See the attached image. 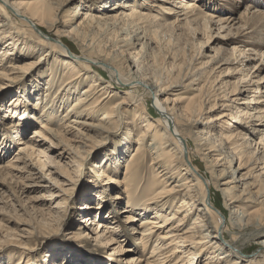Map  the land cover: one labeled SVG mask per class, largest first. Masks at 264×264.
Here are the masks:
<instances>
[{"label":"bare ground","instance_id":"1","mask_svg":"<svg viewBox=\"0 0 264 264\" xmlns=\"http://www.w3.org/2000/svg\"><path fill=\"white\" fill-rule=\"evenodd\" d=\"M67 3L64 2L63 5ZM54 4V0L28 2L0 0V9L7 14V18L17 17L21 25L27 26L25 28L30 35L24 38L34 37L38 46L49 47L56 59V63L48 68L50 79L45 98L42 100L37 97L33 105L35 112L37 110L41 112L38 111L39 117L28 113L27 109L20 110L21 104L29 101L24 96L15 97L12 104L7 107L9 114L5 116L17 119V126L10 125L14 130L16 129L17 136L23 134V121L27 116L37 119L40 126L34 129L29 139L25 141L20 139L18 152L5 165L0 164V171L4 170L3 173L6 172L5 174L15 180L23 192L27 193L41 184L40 179L43 176L40 175V171L38 172V164H41L46 171L51 172L53 169L56 177L49 176L51 185L46 186L51 205L47 209H42L41 213L49 218H58L56 209L66 202L65 191L70 187L68 185L75 182L72 175L74 173L76 176L79 167L84 163L81 161L84 158L83 154L88 151L81 149L88 147V142L92 147L97 138L105 139L110 132L113 134L112 131L116 129L120 116L127 112L125 106H122L123 110L121 109V105L128 102L122 99L114 107L109 106L97 125L87 120L96 117V113L99 112L97 107L110 96V93L104 98L102 96L105 92L108 93L109 87L114 86L113 83L119 86L131 85L126 95L127 100L129 98L132 102H138L129 114L132 126L138 132L137 145L125 161L121 173V159H124L126 151L132 148L130 140L132 127L128 125L127 132L119 144L108 150L109 153L104 155L102 165L94 166L91 172L99 177L98 182L122 184L123 189L113 199H119V194L123 193L126 197L125 208L121 212L126 214L124 221L140 222L130 228L132 236L124 232L117 220L119 218L114 214L117 212L116 209L110 208L111 204L113 206L115 204H104L103 194L99 190L101 187L91 193L98 198L97 206L86 202L82 208L83 213L88 214L81 219V224L94 225L95 228H88L94 234L93 239L112 249L109 264H119L121 258L117 259L116 256L127 254H132L127 264H194L195 258L198 262L204 256L203 264H242L243 262L258 264L257 254L246 257L244 248L239 247L236 242L240 230L249 227H251L249 232L251 236L264 237V77L258 76L252 81L249 80L252 75L247 74L246 78L235 83L230 79L221 78L217 84L208 87L207 84L212 81L211 75H214L219 67H215V64L209 65V69L205 72L195 68L190 82L199 81L200 84L204 80V84L197 88L199 91L197 96L188 98L187 102L182 104L169 96L164 97L177 83L170 84L162 76L154 74L147 65L150 63L159 66L158 61L162 58L154 50L166 41V32L169 29L176 27L180 30L189 26L197 30L200 29L199 21L204 18L206 22L203 28L208 34L211 24L218 25L219 30L225 27L230 29L239 23L244 27L243 29L247 27L242 38L239 34V38L227 40L226 37L229 35L226 34L224 36L226 40L221 41L222 45L232 42L231 56L240 52L241 57H244L238 60L232 58L233 56L230 58L229 55H224L220 59L223 64L232 65L240 62L243 69L248 65L245 61L251 59V53L248 52L255 51L253 46L257 43H264V34L257 33L255 35L257 43L249 46L248 49H239L237 44L251 41V35L255 30L254 26L249 25V20L263 17L264 11L247 5V9L237 18L238 21H235L234 15L219 17L204 14V10L196 5L195 0H80V4L71 11L72 14H67V20L61 22L54 17L56 16ZM98 4H101V7L96 6ZM84 5L87 10L82 8ZM10 22L6 23L2 20V15L0 16V78L20 82L28 69L42 62L44 55L36 62L20 64L13 61L11 55H18V52L16 53L18 49L20 55L25 58L28 57V50L36 49L37 45L32 48L30 42L23 39L19 48L17 44L19 38L15 40L14 35L11 38V30L18 28ZM233 22L235 23L232 24ZM60 23L69 29L61 31L57 28ZM42 24L43 27L49 26L47 27L49 34L40 27ZM106 28H110L111 31L110 37H105L107 39L104 42L108 47L102 45L103 40L96 38L97 35H104L107 32ZM63 33L74 39L75 45L80 48V53L72 51L70 45L63 39ZM9 39L14 41L6 45ZM4 45L5 49L2 48ZM147 48L149 52L143 55V51ZM257 54L260 53L257 51ZM176 58L174 56L173 59ZM4 59L8 61L3 63ZM212 59L213 62L210 60L208 64L216 61L215 56ZM57 62L61 64L60 73L56 67ZM97 64H101L100 67L109 73L110 84L104 85L102 74L93 70ZM203 75L206 78L201 80ZM84 79L89 81L83 91L75 96L65 115H58L52 89L64 87L65 90L68 87L63 99L67 96L69 100L71 91H76ZM133 91H136V96ZM240 93H246L242 101L237 97ZM152 96L153 106L160 115L158 119L153 118V121L150 118L151 113L148 111L146 99ZM140 120L141 124L138 123ZM78 139L86 141H77ZM192 146H195L199 160L191 156ZM90 152L91 150L87 157L90 156ZM148 153L153 157L154 176L149 181H143L142 164ZM202 165H205L208 174L215 172L219 183L223 185L222 195L231 213L228 217L213 204L211 198L208 199L210 181L201 174ZM176 200L179 201V205L175 208L173 205ZM56 202L57 205L52 206ZM107 208H110V211L104 215L102 211ZM93 210L97 211L94 214L95 218L91 214ZM100 218L103 220H99ZM190 219L192 222L189 224ZM81 226L78 231L67 235L72 245L77 246V240L84 239ZM228 231H232L230 234L232 239L226 241L225 233ZM24 233L22 238H28L31 234L25 228ZM85 236L91 235L85 232ZM128 237L129 240H135L137 249H125L123 243ZM21 241L22 239L14 242L26 245ZM154 242H156L155 246L152 245ZM259 243L264 247V238ZM150 248L151 253L146 257ZM33 249L35 248L25 246L17 264H42L38 259L24 258V255ZM55 251L56 248L50 250L47 261ZM67 257L68 254L62 258L55 257L57 260L55 264H71L72 258Z\"/></svg>","mask_w":264,"mask_h":264},{"label":"rangeland","instance_id":"2","mask_svg":"<svg viewBox=\"0 0 264 264\" xmlns=\"http://www.w3.org/2000/svg\"><path fill=\"white\" fill-rule=\"evenodd\" d=\"M20 1L28 2L32 0H20ZM54 2H55L54 6H55V15H56L54 17L57 20L60 19L61 22L66 21L68 17L67 14H72L71 11L74 8H76L78 4H80V0H70V1L54 0ZM64 2L65 3L68 2L67 5H63ZM195 3L198 7L202 9V11L204 10L203 11L204 14L207 15L212 14L214 16H219V17L234 15V17L236 18L235 21H238L237 18L241 15L243 11L247 9L246 8L247 5H250L252 7L255 6V9H260L264 11V0H195ZM96 6L101 7V4H98ZM82 8L87 10V7L85 5ZM2 12L3 11L0 12V16L2 15V20H4L6 23L12 21L10 23L12 25H16V28H18V30L15 29L11 30L12 32L11 38L13 35L14 37H16L15 40L19 38V41L17 43L19 45V48L23 39L24 41L26 40L30 42L29 44L32 45V48L37 45L36 49L33 48L30 51L28 50L29 52L27 55L28 57L25 58H23L20 55L19 52L20 49H18L16 51V53L18 52V55H11L12 60L17 61V63L21 64L23 62L24 63L36 62L37 60H39V57L42 55H44L43 56L44 59L46 57V60L43 59L41 63H38L39 64L37 65L38 67L35 66L32 67L31 69H28L29 71H26L24 77L21 79L20 82L14 81L13 79L0 78V164L2 165L3 163V165H5L18 152L20 147L19 145L20 139H24V141L26 139H29L33 135L34 129L40 126L37 119L27 116V119L25 120L27 122L23 121L24 123L23 124L24 131H22L23 134L21 136H17L16 129L14 130V128L10 126L12 124L16 125L17 119L10 118L9 116H5L9 114L7 107L9 106L10 103L12 104V102L14 101L13 99H15V97L24 96V98L29 99V101H26L23 104H21L20 110L22 111L24 109H27L28 113L30 114L33 113L34 116L39 117L41 112L39 110L35 112V110H33L34 108L33 105L36 103L37 97H40L42 98V100H44L46 95V88L48 86V81L50 79L48 75L49 74L48 68L53 66L54 63H56V59H55V55L51 54L49 47L38 46V43L36 42L34 37H31L32 39L24 38L26 35H30V33L27 32L26 30L27 28H25L27 26L21 25L22 23L21 21L16 19L17 17H13L12 19H9L7 18L8 17L7 14L5 12L3 13ZM3 18H5L6 20ZM205 22H206L205 19L202 18V20L199 21V23H201L202 26L200 24V29L197 30H194L192 27L190 28L189 26H185L180 30H177L176 27H172L166 32V41H163L162 44L158 46L157 50H154L157 52V54L160 55V58H162L164 62L160 59V61H158V63H160L159 64L160 67L157 66V64L153 66L150 63L149 65H147V67L153 70L152 72L154 74H157L160 77L162 76V78L167 80V82L169 81L170 84L173 82L176 85L177 83L176 86L174 85L175 86L173 87L174 89L170 90V92L164 97L169 96L171 99H174L177 102L183 104L187 102L186 100H188V98L190 97L193 98L194 96H197V94H199L197 88H199V86L204 84L203 79H205L206 77L205 75L201 77V80L203 81H201L200 84L199 81H197L198 83L190 82L192 80L194 69L199 68L198 70L200 71L202 70L203 72H205L206 69H209L208 66L213 64H215V67L217 68L219 67V68L217 69V72H215L214 75H211L212 78L210 80L212 81L209 82L211 84L209 83L207 84L208 87L217 84L218 80H220L221 78L230 79L231 82L235 83L238 82V80H241L242 78H246L245 75L247 74L252 75L251 76L252 78L251 77L249 78V80L252 79V81L254 80V78L258 76L264 77V55H263L264 43H257L255 36L257 33L259 35L264 34V16L249 20V25L254 26L253 28L255 30V32L252 33L251 35V41H248V43L245 44L242 43L237 44L239 49L243 50L244 48L248 49L249 46L251 47L253 44L257 43L256 46H253L255 48V51L248 52V54L251 53L250 54L251 59L250 60L247 59V61H245L248 65L245 66L243 69H241L242 65H240V62L233 63L232 65L223 64V61L220 59H222L224 55L226 56L229 55L230 58L233 56L232 58L234 59L238 58V60H241V58L244 59V57H241L240 52H237L231 56L232 48H233L232 42L227 43L226 45H222L221 41L226 40L224 38L226 34L229 35L226 37L228 38L227 40L239 38V34H240V38H242L244 31L246 30L247 27L243 29L244 27H241V24L239 23L233 27H230V29H227L225 27L223 28L225 29L223 31V29L219 30L218 25L210 23L211 24V27L209 29L210 33L208 34V32H205V29L203 28ZM234 23L235 22H233L232 24ZM40 27L44 30L45 33L48 34L50 33L49 28H47L49 26L44 25L43 27L42 24L40 25ZM57 28H59L61 31L69 29V28H65L63 23L62 25L60 23L57 26ZM109 29L110 28H106L107 32H105L104 35L96 36V38H99V40H103L102 45L104 44L105 47H108V44L104 42L108 37H110L109 34L111 31H109ZM16 31H18L19 35H17L18 33ZM65 34L66 33L62 34L63 39L67 41V43L72 48V51L73 52L75 51L76 53H80V48L77 45H75L76 43L74 42V39L72 37L65 36ZM13 41H14L13 39L12 40L9 39L5 44L7 45L9 42H13ZM3 47H5V45L2 46V48ZM219 47H221L220 50L218 49ZM178 48L180 50H178ZM224 49L227 51H224ZM147 51L149 52L148 48L147 50L143 51V55H146ZM257 51L260 54H257ZM178 52H180V54ZM252 52L254 53L252 54ZM174 56L175 58L176 57L177 58L173 59ZM179 56H181L182 58H179ZM213 56H215L216 61H214V63L208 64L210 60L213 62L214 60L212 59ZM183 59H185L184 62ZM140 60H142V58ZM7 61L8 59H4L3 63ZM178 65L179 66L181 65L182 67H179ZM60 66L61 64L57 62L56 67L59 71L58 73H60ZM96 66L97 67L94 68L93 70H95V72L99 71L102 74L104 85H107L108 83L110 84L109 81L111 79L109 73L106 72L104 69H102V67H100L102 66L101 64H97ZM169 66L173 69L169 68ZM154 68L157 69L154 70ZM157 70L159 73L157 72ZM220 71H223V73H220ZM228 73H231L230 76H225ZM176 74L180 76L177 77ZM215 76H218L220 78L216 77L218 78L216 79ZM88 81L89 79H84L83 81H81L80 83L81 85L79 86V88L76 89V91L74 92L71 91L69 100L67 96L64 97L65 99H63V96L65 92L68 90V87L65 90L63 89L64 87L60 89L59 87H57V90H55L56 87L52 89V92L54 93L53 96L55 98L54 102L55 105H57L56 109L58 110L57 111L58 115L60 116L65 115L67 108L69 109V106L72 103L75 96L79 92L83 91V88L86 86ZM113 85H114L113 87L108 88V93L105 92V94H103L102 98H104L109 93L110 96L104 99V102L97 107L99 109V112L96 113L97 114L96 117L89 119L87 121L89 123H94L95 125L99 124L100 123L99 120H101V118L106 114L108 107L109 106L114 107L119 102H121L122 99H126V101L128 102V104L126 103L124 105H121V109L123 110L122 106H125L126 109L125 108L124 109L127 112H124L120 116L121 117L120 121L116 120L117 127L112 131L113 134H111L110 132V135L105 139L97 138L96 142L92 144V147L88 142L87 143L88 147H84L81 149L88 151H86L83 154L84 158H82L81 161L84 163L79 167V171L78 173H76V176H74V173L73 175L71 174L74 177L75 182L73 184L68 185L70 187H68V189L65 191L64 197L66 198V202H64V204H62L61 207H58L56 209L58 210V215H57L58 218L56 219L55 217L49 218V216L47 215L45 216V214L41 213L42 209H47L51 205V202L48 201L49 194L47 193L46 186L51 185V183L49 182V176L56 177V174H54L53 169L50 168L51 172H49L46 171V169L44 170L43 167H41V164H38V172L40 171L41 172L40 175L43 176L42 179H40L41 184H38L33 189H30L29 191H27V193L23 192L22 188L19 187L20 185L16 184L15 180H12L10 176L6 175L5 174L6 172L3 173L4 170H2L3 172L0 171V182H1L0 183V264H15V263L17 264L21 255H23L22 253L24 247L27 245L31 246V248L34 247L35 249L29 250L28 254L24 255V258L26 259L28 257H31L33 260L38 259V262L42 264H55L57 262L55 257L62 258L64 257L65 254L66 255L68 254L67 258H72L71 264H109V258L111 257L110 254L112 249L105 247V244H101L100 242L95 241L93 239L94 234L93 232H91V229L95 228L94 225H89L90 223L81 224V219H83V217L88 214V213L87 214L83 213L84 212L82 211L83 205L86 202H90L92 203V205L97 204V199H98L97 196L91 195V193H93L94 190H97L98 187H101L99 188V190L103 194L102 198L104 204H108V203L115 204V206L111 204L110 208L116 209L117 212H115L114 214H116L117 218H119L117 220L120 223V228H122L124 232L128 233L129 236H132L130 228L133 226V224L138 225L140 221H134V222L124 221V217L126 214L121 212L125 208L126 197L125 195H123V193L120 192L121 194H119L120 195L119 199H113L115 198L117 193L123 189L122 184L121 183L104 184L103 182H98L97 180H99V177L93 175V173L91 172V169L93 171L94 166L102 165L104 155L108 154L111 148L115 146V144H119V142L127 132L126 127L128 125L132 127V133L130 135L132 148L130 149V151H126V155H125L126 157H124V159H121L122 160L121 173H123L125 161L127 160L128 157H130L134 147L137 145L136 140L138 138L137 137L138 132L135 131V128L132 126V119L129 118L130 116L129 114H131V112L134 110L138 102H132L131 99L129 98L127 100L126 91L127 89L130 88L131 85L119 86L116 85L115 83H113ZM132 93L136 96L135 94L136 91H133ZM111 94L113 95L111 96ZM237 97L240 99L239 101H242L246 97V93H240ZM146 99L148 100V106H149L148 111L151 113L150 115L151 120L153 121V118L158 119L160 115L159 112H157V110L153 106L154 105L153 96L152 98L146 97ZM144 114H147V112H144ZM138 123L141 124V120ZM72 130L76 131L75 129ZM90 133H94V132H90ZM77 141L85 142L86 140L78 139ZM194 147L195 146L190 147L191 156L199 160V156H197ZM89 150H91L90 152L91 154L89 157H87V155H89ZM93 150L94 152H92ZM51 155L53 154L51 153ZM152 161H153L152 154L148 153L142 164L143 167L142 173L144 178L143 181L145 180L149 181V179H151L152 176H154L152 171V168L154 167ZM47 168L49 169L48 166ZM95 171L97 170L95 169ZM200 171L201 174H203L210 181V198L212 199L213 204L228 217L229 214L231 213L229 211V207L225 205V201L221 191L223 185L219 183L217 174L215 172H211L208 174L206 172L205 165H202V167H200ZM120 179H122V177H120ZM178 202L179 201L176 200V202L174 203L173 206L175 208L177 207V205H179ZM56 205L57 202L52 204V206H56ZM226 207L227 209H225ZM110 208L103 209L102 213L104 215L107 214V212L110 211ZM93 211L94 212L91 213L92 216H94V214H96L97 212L96 210ZM240 211H242V209ZM99 220H103V218L102 219L100 218ZM191 222L192 219H190L189 224ZM80 226L81 228H83L82 230L84 231V235H83L84 239H78L77 246L72 245L69 239L67 238V235H69L71 232L78 231ZM24 228L26 230L28 229V231L31 232L28 238H22V236H24L25 234ZM240 231H241L240 232L241 236L240 234L238 235L239 238L236 243L239 247L244 248L243 249L244 255L246 257H250L252 254H257L258 264H264V247H262L259 243V241L264 237L255 238L254 236H251L249 234V232L251 231V227L242 229ZM85 232L90 233L92 237L85 236ZM231 232L232 231H228L227 233H225L226 241L232 239V235H230L232 234ZM129 238L130 237H128V240L123 243L125 249H131V250L137 249V244L135 243V240H131V239L129 240ZM243 238L245 239V241ZM20 239H22V241L26 245H20L21 244L20 242H14L15 240H20ZM120 239H122V237ZM155 243L156 242H154L152 245L155 246ZM52 248H56L57 251L53 252L52 256L48 258L47 261L46 260L47 254L50 252ZM151 250H152L151 248L150 250H148V252L146 253V257L150 255ZM131 256L132 254H127L121 257L116 256V258L117 257H118L117 259L121 258V261H119L120 263L118 262L119 264H127V260ZM204 259L205 256L200 260H198L197 262V258H195L194 264H203ZM244 263L245 262H243L242 264Z\"/></svg>","mask_w":264,"mask_h":264},{"label":"water","instance_id":"3","mask_svg":"<svg viewBox=\"0 0 264 264\" xmlns=\"http://www.w3.org/2000/svg\"><path fill=\"white\" fill-rule=\"evenodd\" d=\"M203 177V176H202ZM210 198V192H209V190H208V199Z\"/></svg>","mask_w":264,"mask_h":264}]
</instances>
